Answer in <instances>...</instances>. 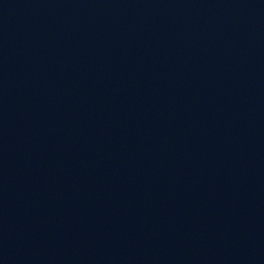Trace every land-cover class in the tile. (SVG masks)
Returning a JSON list of instances; mask_svg holds the SVG:
<instances>
[{
	"label": "water",
	"instance_id": "water-1",
	"mask_svg": "<svg viewBox=\"0 0 264 264\" xmlns=\"http://www.w3.org/2000/svg\"><path fill=\"white\" fill-rule=\"evenodd\" d=\"M0 264H264V0H0Z\"/></svg>",
	"mask_w": 264,
	"mask_h": 264
}]
</instances>
